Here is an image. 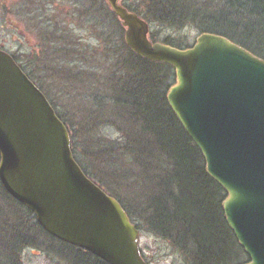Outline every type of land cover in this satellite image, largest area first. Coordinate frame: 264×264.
Segmentation results:
<instances>
[{"label": "water", "instance_id": "water-1", "mask_svg": "<svg viewBox=\"0 0 264 264\" xmlns=\"http://www.w3.org/2000/svg\"><path fill=\"white\" fill-rule=\"evenodd\" d=\"M138 57L173 68L166 100L225 192V224L264 264V59L210 32L178 48L149 39L151 25L121 0H104ZM67 127L43 92L0 50V182L42 229L106 264H148L121 204L83 172Z\"/></svg>", "mask_w": 264, "mask_h": 264}, {"label": "rangeland", "instance_id": "rangeland-1", "mask_svg": "<svg viewBox=\"0 0 264 264\" xmlns=\"http://www.w3.org/2000/svg\"><path fill=\"white\" fill-rule=\"evenodd\" d=\"M43 1H31L35 9L33 21L37 26L39 18H47L66 28L63 35L69 44L67 47L71 49L67 59L60 62L61 60L55 58V53L51 54V50L47 51L48 56L51 57L49 61L44 60L38 53L31 55L36 52V47L40 49L39 45L44 48V45H38L37 42L40 40L37 33L43 28L37 26V33L22 28L20 34L15 27H12L13 22L25 21L28 27L29 20L26 18L23 20L19 17L21 20H17L12 17L13 22H11L0 14V45L13 55L18 56L23 53L20 58L30 62L27 63L26 73L38 84L49 103L69 126L74 157L123 206L131 222L139 230L138 244L144 260L148 264H193L192 252H190L192 244L182 249L177 246L178 243L173 244L172 239L149 230L151 209L148 205L149 202L151 203V198L156 195L164 196L162 184L176 177L178 180L181 178L178 170L173 171V165L181 162L177 158L180 147L176 141L182 138L177 127L173 123L169 126L168 121L162 118V109L157 112L151 107L149 114L151 127L148 128L153 132L156 131L158 138L143 133L146 130L141 124L134 122L136 118H128L129 104H124V107L116 106L115 113L110 110L113 106L108 104V99H112L113 96L127 101L124 94L113 93L106 84L109 74L114 75L117 70L116 61L106 57H112L115 51L110 49V45H104L107 42L101 41L104 37L108 41L111 40V44H115L118 40L109 6L103 0H47L45 4L42 3ZM121 2H126L139 11L146 10L147 0H121ZM41 4H44L42 6L45 7V11H39ZM149 25H151L149 34L154 33V40L159 42L170 37L174 42L176 39H182L188 45H192L196 36L201 33L190 24L180 29L160 24ZM238 32L242 34L244 30ZM16 37L18 40L15 41ZM28 37L33 38L29 39L30 43L26 40ZM17 47L20 51H17ZM90 51L94 52L93 55ZM84 60L91 63V67L85 64ZM138 101L140 102L141 99ZM112 115L115 118L119 117L120 122L111 119ZM172 152L176 153L174 161L171 158ZM184 153L191 154L190 160H194L191 162L199 168L201 162L197 158L198 154L190 147H185ZM188 165L190 166V163ZM199 189L201 193L211 197L212 191L216 190L212 185V190L206 189L203 183ZM172 190L176 192L175 188ZM221 194L224 195L223 192ZM11 198L2 191L0 185V264L5 262V259L9 260L8 264L84 263V261L77 263L73 255L70 256L65 252L67 251L65 247H60L56 240L47 237L43 231L44 235L34 231L32 219L35 216L27 213L28 209L25 206ZM211 201L212 203L209 201V204L211 203L209 209L213 212L214 209H218V198L214 200L212 197ZM191 214L195 220L196 212L193 211ZM19 226L22 228L19 233L33 235V240H30L32 245L26 241L29 240L26 237L25 241L20 242L11 238L15 233L14 229ZM9 233L11 235L7 236ZM227 245L231 264L247 261V256L240 253L232 239ZM72 252L77 256L78 261L83 260L76 251ZM2 255H7L9 259ZM84 260L85 263L88 262L89 257H84ZM90 264L97 263L92 260Z\"/></svg>", "mask_w": 264, "mask_h": 264}, {"label": "trees", "instance_id": "trees-1", "mask_svg": "<svg viewBox=\"0 0 264 264\" xmlns=\"http://www.w3.org/2000/svg\"><path fill=\"white\" fill-rule=\"evenodd\" d=\"M105 4L107 3L105 2ZM121 4L128 10L140 15V17L149 24H160L176 29L190 24L201 33L210 32L223 35L264 59V0H147L146 10H143L144 12L141 10L139 11L136 7L134 8L126 2H121ZM110 11V17L114 20L115 32L118 40L116 39L117 42H115V44H111V40L108 41L106 37L103 38L102 35L100 36L104 39H101L102 43L107 42L108 44L104 43V45H110V49L115 51V53H112V57H106L116 61L115 65L117 66V70H115L114 75L109 74L110 77L107 78L108 83L106 84L108 86L107 88L112 89L113 93L119 94V92H121L124 94L127 101L125 102L117 98V96H113L112 99H108V104L113 106L110 110L115 113L117 109L116 106L124 107V104H129L130 109L128 118H136L137 120H134V122L141 124L143 129L147 131L143 133L158 138V133L148 128L151 121L149 120V114L151 112V107L157 112H159V109H162V118L168 121L169 126L173 123L181 134V137H179L183 139L178 138L176 141V144L180 147L178 149L180 154L177 155V158L181 162L180 164L175 165V163L173 165V171L178 170V175L180 173L181 178L178 180L176 177L167 181L166 184H162L164 196L156 195L153 199L151 198V203L149 202L148 205L151 209L148 222L150 225L149 230L156 234H160L162 237L164 236L168 239H172L173 244L178 243L177 246L179 245L182 249L186 247V245L192 244L190 252H192L193 264H231L229 259L230 251L227 245L231 239L235 242L240 253L245 256L246 254L237 243L232 231L225 224L220 205L225 196V192L204 172V160L198 148L192 140L189 139L167 104L166 92L170 85L173 84L175 78L173 68L166 64L149 62L132 53L123 42V28L121 27L120 21L116 15ZM51 22L53 24L55 23L53 20H51ZM241 29L244 30V33L239 34L238 30ZM153 35L154 33H150L149 39L151 41H156ZM162 42L163 44L166 43L178 48L191 46L182 39H176V42H174L170 37H166ZM70 50V47H68L67 55L71 53ZM90 52V54L93 55L94 52ZM84 63L91 67V63L85 60ZM117 75L118 77H116ZM113 76H115V78H113ZM117 78L119 81H117ZM118 85L119 87H117ZM139 99H141L140 102L138 101ZM50 105L52 104L50 103ZM55 112L64 123V126L67 127L71 139L69 126L56 110ZM110 118L120 122L118 120L119 117L115 118V116L112 115ZM72 147L71 150L74 157ZM185 147L192 148V150L198 154L197 158L200 159L201 162L199 168L192 163L194 160H190L192 157L191 154L184 153ZM171 155L174 161L176 153L172 152ZM194 158L195 157H193V159ZM77 163L79 164L78 161ZM189 163L190 166L188 165ZM79 165L88 178L99 185L106 193L111 195L84 167H82V164ZM202 183L206 189H211V185L216 189L212 191V197L214 200L218 198V209H214L213 212L212 209H209L212 203V197L206 193L203 194L200 192L199 186H201ZM174 188L176 189L175 193L172 190ZM1 189L6 193L2 185ZM222 192L224 195L221 194ZM12 200L15 201V199ZM209 201L211 202L210 204ZM15 202L18 203V201ZM193 211H195L197 215L195 220H193L191 214ZM27 213L33 215V212L29 209ZM32 220L34 231L38 233H42L43 231L47 237L56 240L60 247H65V250H67L65 252L67 254L69 253L70 256L73 255L76 258L77 263L84 261L82 264H90V262L94 260L97 264H106L91 253L84 252L77 247L68 245V243L66 244L46 233L37 223L35 217H33ZM14 230V235L9 233L7 236L11 235V238L19 242L25 241L26 237L29 239L26 241L31 245L33 244L32 241H30L33 240V235L19 233L20 230H22L20 226ZM72 251H76L77 254L83 257V260L78 261L77 256L73 254ZM86 256L89 257V260L85 263L84 257Z\"/></svg>", "mask_w": 264, "mask_h": 264}, {"label": "flooded vegetation", "instance_id": "flooded-vegetation-1", "mask_svg": "<svg viewBox=\"0 0 264 264\" xmlns=\"http://www.w3.org/2000/svg\"><path fill=\"white\" fill-rule=\"evenodd\" d=\"M32 1V0H31ZM30 0H0V14H2L3 18L5 20L11 21L12 17L17 18V20H21V18L24 20V18H26V20H29L28 23V27L24 22H18V21H14L12 27L16 28L17 32H19L20 34L22 33V28L25 30V28H27V30H29L28 32H34L37 33L36 31V27L37 26H41L43 28V30L41 32L38 31L37 35L39 37V41L38 45H44V48L42 46H38L40 49H37L36 47V52L32 53L33 54H40L42 56V58L46 61H49V58L51 59V57L48 56V52L49 50H51V54L55 53V58L58 60H61L60 62L65 61L64 59H67V42L64 39V31H65V27H62L61 25L59 26L58 23H52L51 20H48L47 18H39L40 20H38V24L36 26V23L34 20L35 18V13H34V7H33V2H31ZM44 0L42 3L45 4ZM44 4H41L39 6V11H45V7L42 6ZM56 9V8H55ZM57 10V9H56ZM21 17V18H19ZM60 28H59V27ZM36 31V32H35ZM29 39H33V38H27L26 40L29 41ZM18 40L17 37L15 38V41ZM31 41V40H30ZM30 41L28 43H30ZM52 44H51V43ZM47 45V46H46ZM45 47L48 49H45ZM17 51H20V48H16ZM44 49V51H43ZM0 50L6 52L7 54H9L12 59L14 60L15 64H17L21 70L24 71L25 74H27V77L34 83L36 84L28 75V73H26V69L28 68L27 63H30L29 61H23V59H21L20 57L22 56L23 53L19 54L18 56L13 55L11 53H9L7 50L4 49L3 46L0 45ZM45 52V53H44ZM34 56V55H33ZM38 85V84H37ZM3 257L5 256V258L9 259L7 255H2ZM13 256V254H12ZM9 261V260H8ZM6 261L1 263V264H8L9 262ZM11 264V263H10Z\"/></svg>", "mask_w": 264, "mask_h": 264}]
</instances>
